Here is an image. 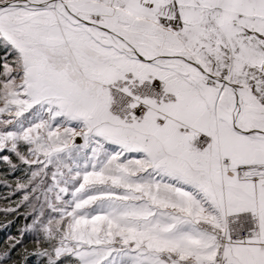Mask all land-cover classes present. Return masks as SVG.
Segmentation results:
<instances>
[{
    "label": "snow or ice",
    "instance_id": "snow-or-ice-1",
    "mask_svg": "<svg viewBox=\"0 0 264 264\" xmlns=\"http://www.w3.org/2000/svg\"><path fill=\"white\" fill-rule=\"evenodd\" d=\"M0 165V264H264V0H0Z\"/></svg>",
    "mask_w": 264,
    "mask_h": 264
},
{
    "label": "trees",
    "instance_id": "trees-1",
    "mask_svg": "<svg viewBox=\"0 0 264 264\" xmlns=\"http://www.w3.org/2000/svg\"><path fill=\"white\" fill-rule=\"evenodd\" d=\"M3 167H4L3 165H0V170H2ZM4 191L5 190L3 188H0V194H2ZM3 206H4V202L0 201V207H3ZM8 219H15V217H8ZM3 220H4V217L0 215V221H3ZM23 223L24 221L22 219L16 220L15 224L10 229H8V232H10L13 235H16L18 227L22 226ZM4 237H5V232L0 231V246H2L3 244Z\"/></svg>",
    "mask_w": 264,
    "mask_h": 264
}]
</instances>
